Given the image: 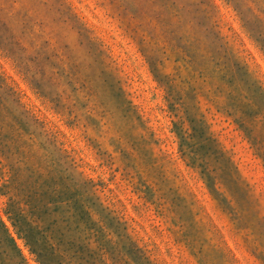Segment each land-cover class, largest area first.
I'll return each mask as SVG.
<instances>
[{"label":"clouds","instance_id":"clouds-1","mask_svg":"<svg viewBox=\"0 0 264 264\" xmlns=\"http://www.w3.org/2000/svg\"><path fill=\"white\" fill-rule=\"evenodd\" d=\"M130 3L0 0V118L11 126L0 141V220L13 264L39 261L6 210L26 207L28 187L50 176L83 190L93 219L97 209L117 217L149 264H264V108L254 103L264 0H177L164 27L152 0H137L143 18ZM180 120L189 142L199 124L207 155L194 161L181 147Z\"/></svg>","mask_w":264,"mask_h":264},{"label":"rangeland","instance_id":"rangeland-1","mask_svg":"<svg viewBox=\"0 0 264 264\" xmlns=\"http://www.w3.org/2000/svg\"><path fill=\"white\" fill-rule=\"evenodd\" d=\"M176 3L177 0H152V5L157 9L152 13V20L155 21L156 26L172 25L173 17L167 14L166 9L169 5L175 7ZM129 9L135 17H144V9L137 0H131ZM26 15L25 12L24 16ZM17 16L20 17L19 12ZM3 31H7V23L3 15H0V32ZM170 34L178 45L184 40V37L178 34ZM152 70L157 71L155 65ZM162 82L166 83L163 80ZM172 91V89L169 90L171 99L168 109L176 115L175 104L179 103L180 96L179 93L173 96ZM254 103L264 108V94L258 93ZM248 108L251 110V107ZM146 114L155 115L147 111ZM164 123L166 120H161L160 125H157L153 120V126L157 128ZM191 125L193 129L191 139L195 142L185 139L182 120L173 122V131L180 139L181 147L186 146L195 161L197 155H207L210 146L202 142L203 132L199 124L192 120ZM8 139H11V126L6 125L0 118V141ZM238 152L239 162L243 168L249 164V158L243 151L238 150ZM4 190L0 189V191ZM27 191L26 207L21 208L17 202H10L6 214H9V219L17 230L19 226L21 230L30 229L35 240L39 241L38 248H34L35 251H42L43 258L48 264H109V261L111 264H149L143 250L130 240L125 226L117 217L97 209L100 220L93 219L90 209L95 208V205L83 190L70 187L50 176L34 181ZM34 205L45 206L48 213L39 212L33 208ZM15 219L18 221L17 225H15ZM2 224L5 226L3 220H0V264H13V253L18 255V252ZM5 228L7 229L6 226ZM108 232L118 237L116 242L109 238ZM106 256L108 260L105 259ZM39 264H41L40 261Z\"/></svg>","mask_w":264,"mask_h":264},{"label":"trees","instance_id":"trees-1","mask_svg":"<svg viewBox=\"0 0 264 264\" xmlns=\"http://www.w3.org/2000/svg\"><path fill=\"white\" fill-rule=\"evenodd\" d=\"M248 107H251L250 105ZM39 205V204H38ZM38 205H34L33 208H35L36 210H38L39 212H42V213H48V209L44 206L42 207L43 205L41 206H38ZM12 213V212H11ZM39 218V216H37ZM18 221L15 219V225H17ZM2 226L4 227L5 229V232L7 233V236L9 237V239L12 241L9 233H8V230L5 228V226L2 224ZM18 231H20L21 233H24L25 236H26V239L28 240L29 244L32 246V251L35 252L39 258V261L41 264H48L47 261L43 258V253L42 251L40 252H37L35 251L34 248H38V245H39V241L38 240H35V238L33 237V234L32 232L30 231V229H26V228H23L22 230L20 229V226L18 227ZM46 238V237H44ZM13 244H14V247H15V243L14 241H12ZM79 250V249H78ZM77 251V250H76Z\"/></svg>","mask_w":264,"mask_h":264}]
</instances>
